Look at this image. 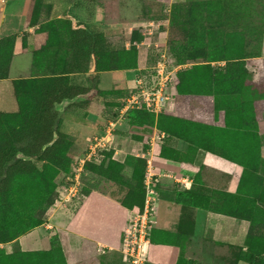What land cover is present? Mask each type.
<instances>
[{"label":"rangeland","instance_id":"1","mask_svg":"<svg viewBox=\"0 0 264 264\" xmlns=\"http://www.w3.org/2000/svg\"><path fill=\"white\" fill-rule=\"evenodd\" d=\"M30 1V23H37L40 28L46 26L68 28L72 41L79 38V32L83 30L78 13L84 12L92 5V0ZM52 1L55 3L53 4ZM190 1L193 2L181 4L183 7H179V14L176 17L173 14L171 16V13L165 15L166 11L162 10L161 2H147L148 12L145 15L149 18L148 21L154 23V27L138 24L134 27L133 33L136 38L141 39L147 34L146 46L150 54L154 51L156 58L160 51L168 48L173 63L180 67L182 82L180 88L183 86L185 92L196 93L191 96L183 95L176 87L174 106L160 119V122L164 121L163 127L181 134V140L178 137L173 140L172 149L176 152H186L192 149L193 145L185 140L199 139L201 141L199 146L203 149L199 150L194 158H243L246 169L243 174L244 181L237 193L240 199L237 203H241L244 208L243 211H238V214L253 224L254 232L248 241L253 251L247 249L245 253V260L247 259L249 263L251 253H257L264 258V57L262 52L264 0H241V2L238 0L233 3L228 0H211L209 7L207 3L210 0ZM114 4V0H101L97 8L106 11L108 18L111 15L113 23L117 19ZM140 7L136 0H122L121 13L127 17L136 16ZM52 10L56 15H72L77 20L74 22L65 16V19L49 21L44 15ZM145 21L144 19L143 22ZM117 28L121 29L122 33L109 36L105 28L87 26V29L101 34L100 43L97 45L101 47L99 54L103 55L106 64L114 58L121 57L126 48V40L131 41L132 38L124 36L121 24ZM251 55L259 57L251 58ZM76 66L82 67V65ZM76 66L72 67V71ZM113 69L121 68L114 66ZM143 69L146 70V67ZM93 70L98 69L94 67ZM143 77L139 75V78ZM128 95L127 90H121L116 97H105L99 100V103L91 104L89 99L91 94L87 93L86 101H78L79 103L67 109L72 113L78 112L77 117L82 118L83 121L86 118L83 113L85 111L100 114L104 119L111 120L106 122L103 131L107 130L110 122H121L112 135L120 134L123 140L118 145L113 141V148L112 146L109 148L105 158L99 163H88L82 173L78 188L79 193L83 195V192L96 189L105 196L126 204L129 194H132L128 186H137L132 181L133 168L131 171L128 162L143 161L145 164H141L143 174L147 171L148 160L152 158L149 155V139L156 127V118L141 113H131L129 118L128 115L122 117L120 110ZM178 100L183 108L182 112L177 109ZM87 102L89 104L85 108L84 103ZM122 125L127 127L124 131H121L124 128ZM63 126L59 113L57 124L59 132H62ZM4 133L5 131H0V144L13 143L14 139L9 132L5 135ZM68 136L73 143L70 147L63 148L64 155L51 157L62 159L54 161L41 159L50 157L26 159L19 154L18 160L32 163L25 168L18 167L10 173L7 171L8 167L6 170L3 169L2 176H9L8 192L20 210L15 214L17 217L13 214L12 222L8 223L9 227L15 229V233L21 232V226L32 224L33 221H39L42 226L57 218L66 222L81 202H78V199L74 200V203L64 201L65 190L73 183L76 162L89 152L92 142L99 136H92L83 145L73 136ZM116 146L121 150L122 156L128 158H120L121 155L116 158L114 153ZM160 150L161 147L158 148L159 154ZM112 161L123 166L120 183L107 182L95 176L97 168L106 167ZM44 177L49 179L50 190L42 186ZM48 193L50 197H47ZM137 209L138 206L128 209L127 223ZM159 211L162 215V210ZM0 248L5 250L6 245H0ZM115 258L120 261L119 256L116 255Z\"/></svg>","mask_w":264,"mask_h":264},{"label":"crops","instance_id":"2","mask_svg":"<svg viewBox=\"0 0 264 264\" xmlns=\"http://www.w3.org/2000/svg\"><path fill=\"white\" fill-rule=\"evenodd\" d=\"M100 1L92 0V5L87 10L78 13L82 31L85 30L86 33L79 34V38L72 41L68 28L53 26L40 28L37 23H30V0H0V50L2 45L6 46L0 52V59L6 58L9 65L7 76L0 77L1 114H16L20 109L16 83L42 78H67L70 85L81 88L84 94L56 105L63 120L62 132L76 138L81 145L87 143L92 136L106 135L107 130L103 131V127L108 120L104 119V116L85 111L83 113L86 118L83 121L82 118L77 117L78 112L72 113L67 109L78 101H86L87 93L91 94L89 98L91 104L105 97H116L121 90L130 93L136 85L140 72L147 67L148 61L155 60V57L154 51L152 50L150 54L146 46L148 38L146 34L142 41L135 43L139 51L138 69L103 72L93 70L96 65L92 54L96 32L87 29V26L105 28L109 36H115L122 33V30L117 28L121 24L124 36L129 38L136 25L146 26L151 23L145 15L148 12L147 2L151 0H136L141 6L140 11L136 16L131 17L121 13L122 0H114L117 14L114 23L111 15L108 18L106 11L97 9ZM188 1L190 0H170L166 4L161 3L162 10L166 11L165 14L168 16L173 5L185 4ZM65 16L56 15L52 10L45 14L44 18L49 21L66 17L74 22L77 20L72 15ZM144 19L147 22H143ZM125 46L126 50H130L132 42L126 40ZM79 52L80 55H77ZM262 52L264 57V34ZM76 65L90 69L86 72H74L72 67ZM88 104L89 102L84 103V107L86 108ZM117 123L118 126L121 122ZM122 126L124 128L121 131H124L127 127ZM112 138L117 145L123 140L120 134H114ZM114 149L116 158L119 155L120 158H128L122 156L118 146ZM193 159L192 164L185 166L180 162L161 157L156 161L159 165L157 170L162 169L158 173L165 175L168 170H172L180 178L187 177L191 183L190 188L183 189L172 178L162 176L158 206V210H162V215L159 211L153 229L154 243L151 248L150 264H248L242 256L248 248L250 222L221 212L223 204L227 201L224 194L233 195L238 192L243 166L224 158ZM129 164L128 167L132 171L131 162ZM95 193L103 199L121 205L120 202L98 190H95ZM84 196L83 201L87 200V196L85 194ZM216 208L221 211H216ZM75 211L66 222H62L57 216L55 221L33 229L7 244L5 255L16 253L15 245L22 253H35L48 252L53 248L54 242H59L66 264H125L118 251L104 256L98 253L99 244L113 246L70 229ZM8 248L11 250H7ZM116 255L120 257V261L115 258ZM93 258L95 259L92 260Z\"/></svg>","mask_w":264,"mask_h":264},{"label":"trees","instance_id":"3","mask_svg":"<svg viewBox=\"0 0 264 264\" xmlns=\"http://www.w3.org/2000/svg\"><path fill=\"white\" fill-rule=\"evenodd\" d=\"M151 1H158L162 4H166L170 0ZM228 1L230 3H233L238 0ZM239 1L241 2V0ZM189 2L192 3L193 1H188L187 4H189ZM211 2L212 1L210 0L207 3L209 4L207 5L208 7L211 6ZM179 7L183 6H181V4L172 6L170 12L171 16L173 14L176 17L179 14ZM81 33H86V31L84 30L79 32V34ZM100 37L101 34L96 33L95 47L92 53L95 58V68L98 69L97 71H113L115 70L113 69L114 66H117V68H121L119 70L138 69L139 51L135 43L142 41L144 38H136L135 33H133L131 36L132 46L130 50L125 49L121 57L114 58L110 60L108 64H106L103 55H101V57L99 54L101 47L97 44L100 43ZM2 46L3 47L1 48V50L6 47L5 45ZM77 55H80V52L77 53ZM257 57L259 56L251 55V58ZM156 61V57L155 60L152 59L148 61L146 70H142L140 72L141 75L149 78L152 75L153 67L156 64ZM7 62L8 61L6 60V58L0 59V77L7 76V71L9 68ZM102 66L105 67L103 69H99ZM111 66L113 67L112 69ZM73 71L86 72L88 71V67L76 66ZM180 74L181 71L177 73L176 78V87L178 88L179 93L183 95L189 94L190 96L196 94L195 92L191 91L190 93H188V91L185 92V90H183V86L180 88V84L182 83L180 80ZM15 88L20 105L18 113H0V131H5V133L9 132L10 136H12L14 139L13 143L2 145L0 144V245H7L9 243H12L16 241L20 236L42 226V223H40L39 221H33L32 224L27 223L25 224L26 226H21L22 231H19L18 233L14 232V228L9 227L8 223L12 222V215L14 214V216L17 217L15 214L20 210H18L17 208L16 201H12V196L8 192L7 183L9 176H2L3 169L6 170V167H8L7 171L10 173V171L16 170L18 167L22 166V168H25L27 165H30L32 163L31 161L28 162L26 160H18L17 156L19 154H21L26 159H34L36 157H50L41 158L49 161L62 159L51 157L58 154H63V148H67L68 146L70 147L73 142L68 134H65L61 131L59 132L57 129L59 112L56 110V105L61 104L65 100H71L75 97L80 96L81 94H84L81 88L70 85L67 78H42L34 81H20L16 83ZM177 109L179 112L183 111L179 100ZM131 113L147 114L155 118V116L151 113L136 110L128 112V118L131 117ZM164 114L165 113L161 114L156 120V127L167 134V139L163 146H161L160 157L180 162L181 164H183V166L192 164L194 160L193 158L196 153L199 150L203 149V147L199 146L201 141L199 139H186L185 141L187 143L193 145L192 149H188L186 152H176L175 150H173V140L177 137L181 140V134L175 133L172 129L163 127L164 121L162 120L160 122V119ZM172 124L173 122L170 123V125ZM189 156L191 158H185ZM224 159L232 163H240L243 166L242 175L238 184V191L240 188L239 186L244 181L243 174L246 169L244 160L243 158ZM141 164H144V162L140 160L138 162L136 160H133V162H131V166L133 168L132 181L137 184L138 188H136L137 186L135 185L128 186L129 189H131L132 194H129V200H127L126 204L123 202L121 203V205H117L107 199H103L100 195H96V189H92L88 192H83L87 196V200H81V202L75 209L76 211L74 218L70 224V229L75 233L84 235L85 237L98 241H104L109 245L115 247L116 249H121L124 231L127 225L128 209L133 208L134 206H138L139 208H141L144 204V179L146 173L143 174ZM122 169V165L112 161L106 167L102 166L100 168H97V170L95 171V176L100 180H104L107 182L109 181L120 183L122 182L120 178ZM42 186L44 189H51L48 178L44 177L42 179ZM237 193L233 195L224 194V197L227 198V201H225V203L223 204V210L221 211L216 208V211H221L226 214H232L235 217L241 219H246L245 217H241L238 214V211H243L244 208L241 203H237V200H240L237 196ZM47 197H50V193H48ZM132 200H134V202H132ZM253 232V224L251 222L248 241L249 238L253 235ZM153 237L154 230H152L151 233V245L148 261L146 264H150L151 248L153 247L154 243V241L152 240ZM248 241L247 249L249 251H253V248L251 249ZM14 249L16 253L7 256L5 255V250L3 248H0V264H66L64 254L59 242H54L53 248L48 252L22 253L17 245H15ZM251 254L252 256L249 263L247 259L245 260L246 255L242 256V259H244V261L248 264H264V258L261 255L257 253Z\"/></svg>","mask_w":264,"mask_h":264},{"label":"built area","instance_id":"4","mask_svg":"<svg viewBox=\"0 0 264 264\" xmlns=\"http://www.w3.org/2000/svg\"><path fill=\"white\" fill-rule=\"evenodd\" d=\"M150 27H154L151 22ZM147 26V25H146ZM180 67L173 63L169 49L166 48L157 54V61L149 78H138L133 90L124 100L120 110L121 116L128 112L145 111L158 117L172 109L173 98L176 94V78ZM141 75V74H140ZM117 122L109 124L106 135L94 139L89 152L76 162L73 183L65 190L64 201L74 203L78 199L84 200V195L79 193L82 173L86 170L88 163H99L106 156L113 144L112 132L117 127ZM149 139V155L147 171L144 179L145 197L144 204L137 209L126 225L121 249H115L105 244L98 245V253L102 256L118 251L122 255L125 264H146L148 261L151 233L156 225L159 203V189L162 176L172 178L180 184L183 189L190 188L191 181L187 177H179L172 170L165 175L158 173L156 161L159 157L158 148L163 146L167 134L157 127ZM155 155V156H154Z\"/></svg>","mask_w":264,"mask_h":264}]
</instances>
